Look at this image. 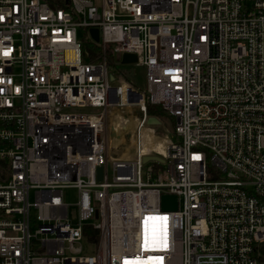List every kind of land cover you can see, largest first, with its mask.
Instances as JSON below:
<instances>
[{"label": "built area", "instance_id": "built-area-1", "mask_svg": "<svg viewBox=\"0 0 264 264\" xmlns=\"http://www.w3.org/2000/svg\"><path fill=\"white\" fill-rule=\"evenodd\" d=\"M134 107L122 147L108 118ZM0 264H264V0H0Z\"/></svg>", "mask_w": 264, "mask_h": 264}, {"label": "rangeland", "instance_id": "rangeland-1", "mask_svg": "<svg viewBox=\"0 0 264 264\" xmlns=\"http://www.w3.org/2000/svg\"><path fill=\"white\" fill-rule=\"evenodd\" d=\"M121 68L123 70H126V73L128 71L127 76L125 77L128 81H130L133 85H135L139 89L144 90V91L146 90V87H147L146 68L143 65L127 64V65H122ZM16 70H19V68L16 67ZM132 70L134 71L133 73L130 72ZM120 79H123V77L121 76V73H117L116 81ZM117 114H119V116H117ZM133 114H136L139 116L142 115V113L138 111L135 107L128 108L125 110H119V111L113 110L112 113L109 115L108 127L111 128L112 126L117 125V122L120 121L118 130L120 131L121 135H123V138H125L124 142L117 143V145H122V147H126L128 142L130 141V137H132L134 133V128H135V119L133 118ZM117 117H120V119L118 120ZM121 117L123 119H121ZM148 128L152 129L151 127H148ZM155 128L157 130L155 129L154 133L156 135L161 136V138H164L166 136V133H170V131L166 130L164 119H163V125H156ZM67 201L69 203L70 217L74 222H77L78 219H77L76 203L78 201V195H77L76 190H71L68 192ZM84 251L87 254H93L95 252V248L92 247V245L88 246L84 244Z\"/></svg>", "mask_w": 264, "mask_h": 264}, {"label": "trees", "instance_id": "trees-1", "mask_svg": "<svg viewBox=\"0 0 264 264\" xmlns=\"http://www.w3.org/2000/svg\"><path fill=\"white\" fill-rule=\"evenodd\" d=\"M52 7L54 8H66L67 10H71V0H46ZM87 48L91 51L90 58L94 61L101 60V55L103 56V46L102 45H94L95 50L97 53H95L92 48H90L89 45H86ZM106 56L109 58L110 63L115 66V55L112 52V50L109 48L106 51ZM148 112L151 116H157L160 119H164L165 117H170L171 115L163 108L162 105L159 104H148ZM84 233L87 235H90L91 238L94 240H97L99 237V231L93 226L88 225L85 228Z\"/></svg>", "mask_w": 264, "mask_h": 264}, {"label": "water", "instance_id": "water-1", "mask_svg": "<svg viewBox=\"0 0 264 264\" xmlns=\"http://www.w3.org/2000/svg\"><path fill=\"white\" fill-rule=\"evenodd\" d=\"M91 34L96 41L100 40L99 30L97 28L91 29ZM136 61H137V55L136 54L126 52L122 56L121 63L127 65V64H131L133 62L135 63ZM112 78H113V76H112ZM148 123L150 125H160L162 123V121L159 118H157L156 116H150L148 119ZM151 160L165 162V159L159 155H147L144 158V161H151ZM98 170H99V178H101L102 168H99ZM163 206L165 208L176 210L178 208L177 196L175 194L164 195L163 196Z\"/></svg>", "mask_w": 264, "mask_h": 264}, {"label": "bare ground", "instance_id": "bare-ground-1", "mask_svg": "<svg viewBox=\"0 0 264 264\" xmlns=\"http://www.w3.org/2000/svg\"><path fill=\"white\" fill-rule=\"evenodd\" d=\"M117 119L119 120V117H117ZM114 121V120H113ZM119 122V123H118ZM117 122V126L120 125V121ZM118 131V130H116ZM115 142L116 143H119V142H122L123 141V135L120 134L119 137H117V135L115 134ZM161 136L159 135H156L153 131V129H150V128H146L144 129V139H146L147 142V146H146V150H149L150 148L152 149H156L158 151H162L164 150V141L165 139H167V136H165L164 138L160 139ZM129 153V150L127 152V150L125 151V154L128 155ZM151 235H156L158 234V230H151Z\"/></svg>", "mask_w": 264, "mask_h": 264}, {"label": "crops", "instance_id": "crops-1", "mask_svg": "<svg viewBox=\"0 0 264 264\" xmlns=\"http://www.w3.org/2000/svg\"><path fill=\"white\" fill-rule=\"evenodd\" d=\"M125 65V64H124ZM130 72H134L133 70L132 71H130ZM157 117V116H156ZM158 118V117H157ZM160 119V118H159ZM161 121H162V123L160 124V125H163V119H160ZM164 122H165V126H166V130L167 131H170V133H166V136H167V139H170V138H174L175 137V134H174V128H175V118L171 115L170 117H165L164 118ZM156 126V125H155ZM135 129V128H134ZM117 130H118V128H117ZM157 130V129H156ZM120 131L118 130L117 132H116V135H117V137H119L120 136ZM160 139H162V138H160ZM167 139H165V140H163L164 141V144L166 143V140Z\"/></svg>", "mask_w": 264, "mask_h": 264}, {"label": "snow or ice", "instance_id": "snow-or-ice-1", "mask_svg": "<svg viewBox=\"0 0 264 264\" xmlns=\"http://www.w3.org/2000/svg\"><path fill=\"white\" fill-rule=\"evenodd\" d=\"M146 243H147V240H146ZM165 246H166V242H165Z\"/></svg>", "mask_w": 264, "mask_h": 264}]
</instances>
